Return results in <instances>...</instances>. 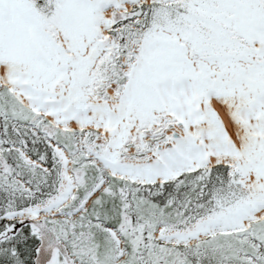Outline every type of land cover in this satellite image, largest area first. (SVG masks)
Returning a JSON list of instances; mask_svg holds the SVG:
<instances>
[{"label": "snow or ice", "instance_id": "snow-or-ice-1", "mask_svg": "<svg viewBox=\"0 0 264 264\" xmlns=\"http://www.w3.org/2000/svg\"><path fill=\"white\" fill-rule=\"evenodd\" d=\"M0 264H264V0H0Z\"/></svg>", "mask_w": 264, "mask_h": 264}]
</instances>
